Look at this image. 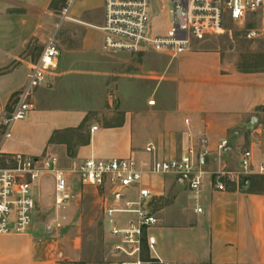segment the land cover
<instances>
[{
	"label": "crops",
	"instance_id": "1",
	"mask_svg": "<svg viewBox=\"0 0 264 264\" xmlns=\"http://www.w3.org/2000/svg\"><path fill=\"white\" fill-rule=\"evenodd\" d=\"M58 1L0 0V103L26 83L53 34ZM102 12L100 24L68 21L94 29L85 28L79 46H58L57 68L37 89L27 117L13 122L0 155H56L71 188L73 181L83 185L71 169L88 158L152 159L146 147L153 144L156 157L173 159L192 143L201 151L199 138L207 136L199 191L174 173L144 175L142 185L152 193L147 202L159 213V225L144 236L156 238L159 257L167 261L264 264V174L226 181L223 191L213 183L218 170L239 169L244 148L253 149L257 169L264 143L252 141L254 126L264 121V68H238L220 49L195 43L176 58L104 52V0ZM223 139L229 145L219 154ZM47 225L0 234V264H64L69 247H60L58 228L48 232Z\"/></svg>",
	"mask_w": 264,
	"mask_h": 264
},
{
	"label": "built area",
	"instance_id": "2",
	"mask_svg": "<svg viewBox=\"0 0 264 264\" xmlns=\"http://www.w3.org/2000/svg\"><path fill=\"white\" fill-rule=\"evenodd\" d=\"M74 1L64 0L59 15L61 22L78 21L71 15ZM170 1L172 24L166 34L160 35L151 27L152 0H104V23L100 27L103 32L102 50L107 53L123 51L135 54L154 51L176 58L197 41L231 34L227 23L243 28L246 39L263 42L264 47V0ZM59 54L56 33H53L33 63L26 83L18 91L10 117L3 122L5 130L0 136V145L11 137L13 122L24 119L33 109L35 93L46 84L49 73L57 68ZM149 103L153 105L155 100ZM97 128L93 126L91 130ZM253 132L257 137L252 144L264 143V121L255 125ZM208 142L207 136H201V151L192 143L179 157L173 159L156 157L155 146L149 144L146 152L153 155L152 159L139 160L132 155L110 159L91 157L71 169L81 176L83 185L94 186L100 193L104 221L114 239L113 251L117 256L114 264H187L159 257L154 236L146 238L149 257L143 258V237L159 219L147 202L152 193L143 187L142 180L145 174L174 173L186 177L191 189L199 191L206 173L202 158L207 152ZM228 145V139L220 141L218 153H223ZM5 160L6 166H0V234L30 230L37 204L33 187L35 181L42 177L50 175L54 179L53 199L57 209L72 201L73 192L64 171L58 167V156L35 157L18 153ZM256 172L264 174V147L257 169L254 166L253 149L244 148L239 169L218 170L214 173L213 183L216 189L223 191L227 189L226 181L233 182ZM197 211L201 212L202 207H198ZM62 226L61 219L56 218L46 226V230L51 232Z\"/></svg>",
	"mask_w": 264,
	"mask_h": 264
},
{
	"label": "rangeland",
	"instance_id": "3",
	"mask_svg": "<svg viewBox=\"0 0 264 264\" xmlns=\"http://www.w3.org/2000/svg\"><path fill=\"white\" fill-rule=\"evenodd\" d=\"M64 0H59L60 8L54 11L53 33H57L58 46L71 48L79 46V39L85 28L83 24L68 21L61 22L59 17ZM103 0H75L71 15L75 18L90 21L94 24L102 22ZM170 0H152L151 27L154 32L164 35L170 29L172 16ZM60 9V10H59ZM79 29H76L77 27ZM231 34L210 36L195 42L197 48H217L229 58L237 59V67L243 69L264 68V47L259 41H251L244 37V29L234 23H227ZM250 26V25H249ZM68 27V30L66 28ZM75 37H74V36ZM43 49V47L41 46ZM148 53L154 54V51ZM157 53V52H156ZM15 101L11 98L7 104L0 103V136L3 133V121L10 117ZM6 156H0V166H6ZM78 184V183H77ZM74 181L71 190L73 199L70 203L56 208L53 199L54 179L47 175L35 181L33 191L37 200L34 223L44 227L60 218L63 226L58 229L55 239L60 247L68 246L64 254V264H114L117 256L113 251L114 239L108 232L104 221V211L101 206L99 191L90 185H77ZM159 218V213L157 215ZM159 225V222L156 226ZM147 234V233H146ZM63 256V257H64Z\"/></svg>",
	"mask_w": 264,
	"mask_h": 264
},
{
	"label": "trees",
	"instance_id": "4",
	"mask_svg": "<svg viewBox=\"0 0 264 264\" xmlns=\"http://www.w3.org/2000/svg\"><path fill=\"white\" fill-rule=\"evenodd\" d=\"M261 58H262V61H264V57L263 56H261ZM18 94V92H16V93H14L12 96H11V99L13 100V101H15V98H16V95ZM264 108V107H263ZM2 129H3V132H4V130H5V127L3 126L2 127ZM143 247H144V255H143V258H148V254L146 253V237L144 236L143 237Z\"/></svg>",
	"mask_w": 264,
	"mask_h": 264
}]
</instances>
